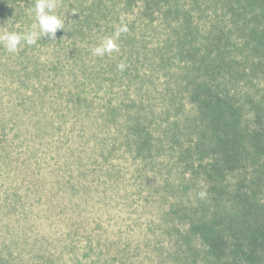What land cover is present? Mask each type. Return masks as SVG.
<instances>
[{
	"label": "rangeland",
	"instance_id": "obj_1",
	"mask_svg": "<svg viewBox=\"0 0 264 264\" xmlns=\"http://www.w3.org/2000/svg\"><path fill=\"white\" fill-rule=\"evenodd\" d=\"M148 1L57 0L55 41H22L15 54L0 44V264L216 263L192 230L216 208L202 173L213 154L194 149L205 120L177 45L183 14L200 42L217 24L232 31L231 16L219 0ZM3 2L0 33L29 31L36 0ZM172 7L179 15L166 16ZM118 26V49L93 55ZM221 84L252 100L264 89L255 76ZM133 121L149 136L141 153ZM236 179L226 173L229 195Z\"/></svg>",
	"mask_w": 264,
	"mask_h": 264
},
{
	"label": "trees",
	"instance_id": "obj_2",
	"mask_svg": "<svg viewBox=\"0 0 264 264\" xmlns=\"http://www.w3.org/2000/svg\"><path fill=\"white\" fill-rule=\"evenodd\" d=\"M3 1L0 0V12L4 8ZM150 3L155 4L153 0L148 1L147 11ZM212 5L229 13L232 31L217 24L202 35L200 42V33L190 27L191 17L186 13L179 28L181 34L178 33L177 47L184 57L193 59L189 70L195 77L190 78V85H194L190 98L205 120V130L196 131L194 149L213 154V164L204 166L202 173L207 182L212 183L209 192L214 193L216 208L210 219L205 216L193 222L192 230L201 234L206 254L216 261L215 264H263L264 89L260 91L259 100H252L248 96L238 98L236 93L227 94L221 83L255 76L264 88V0H219ZM179 12L177 7H172L164 14L174 16ZM233 32L239 37V44L231 40ZM200 74L205 78L199 81L196 76ZM220 77L225 81L220 82ZM243 100L252 110L248 120L242 115L244 106L240 101ZM130 128L145 136L135 143L137 151L147 150L150 141L145 128L137 121H133ZM193 154L191 152V156ZM227 172L237 174L234 195L226 190ZM224 249L230 253L229 260L223 258Z\"/></svg>",
	"mask_w": 264,
	"mask_h": 264
},
{
	"label": "clouds",
	"instance_id": "obj_3",
	"mask_svg": "<svg viewBox=\"0 0 264 264\" xmlns=\"http://www.w3.org/2000/svg\"><path fill=\"white\" fill-rule=\"evenodd\" d=\"M57 6V0H36L34 7L29 11L34 12L35 22L31 25V29L26 33L15 31H3L0 33V44L7 52L15 54L19 51L21 42L26 45H36L41 37L47 36L50 40L55 41V34L58 30H63L65 27V19L62 20L58 15L54 14ZM73 14H75L73 12ZM127 31L126 26H118L113 37H106L101 45L92 50V54L103 56L105 53L112 52L118 49L115 42L119 38L121 32ZM118 70H123L125 65L119 64ZM205 193H200L204 196Z\"/></svg>",
	"mask_w": 264,
	"mask_h": 264
}]
</instances>
